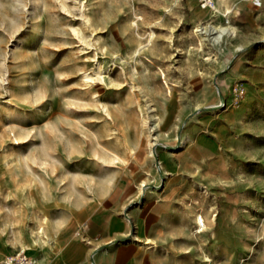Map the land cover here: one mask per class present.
<instances>
[{
    "label": "rangeland",
    "instance_id": "obj_1",
    "mask_svg": "<svg viewBox=\"0 0 264 264\" xmlns=\"http://www.w3.org/2000/svg\"><path fill=\"white\" fill-rule=\"evenodd\" d=\"M128 247L264 264V0H0V264Z\"/></svg>",
    "mask_w": 264,
    "mask_h": 264
},
{
    "label": "crops",
    "instance_id": "obj_2",
    "mask_svg": "<svg viewBox=\"0 0 264 264\" xmlns=\"http://www.w3.org/2000/svg\"><path fill=\"white\" fill-rule=\"evenodd\" d=\"M160 216L157 215L153 211H147L145 217H142L141 226L140 229L142 230V235L145 237L146 233V226H149L150 232H148V237L153 238L155 242H160L162 239L159 238V234H157L153 227H156L155 229H160V225H165L164 222L159 218ZM163 222V223H162ZM144 229V231H143ZM178 231L181 230L179 227L177 228ZM177 229L175 228L170 233V238L174 241L175 237L174 235L177 234ZM164 240V239H163ZM171 242V241H170ZM172 249H177V246H170ZM120 256V259L118 258ZM105 264H164L163 255L155 250H142L138 247L133 248H125L120 251H118L115 255H112L111 259L106 262Z\"/></svg>",
    "mask_w": 264,
    "mask_h": 264
},
{
    "label": "bare ground",
    "instance_id": "obj_3",
    "mask_svg": "<svg viewBox=\"0 0 264 264\" xmlns=\"http://www.w3.org/2000/svg\"><path fill=\"white\" fill-rule=\"evenodd\" d=\"M222 32H227V33H229L230 31L229 30H226L225 28L222 30ZM221 32V33H222ZM219 34L218 35V37H221V35L222 34ZM97 78L98 79H103V77H102V75H101V73L100 72H98L97 74ZM86 76H88V77H90L89 75H86ZM157 125H158V123H157ZM190 220V219H189ZM196 220H197V223L199 224V225H202V226H204V227H206L207 228V226H206V219H205V217L203 216V214H201V213H198V215L196 216ZM201 230V229H200ZM199 230V231H200ZM40 232H44V227H40ZM192 233V232H191ZM194 233V232H193ZM191 235H194V234H191ZM37 243V240L36 239H32V242H31V245L30 246H34L35 244ZM215 255V254H214ZM206 257H207V260H209L210 262H213L214 261V258L215 257H212L211 255H209V254H207L206 255ZM119 259H120V256L118 257Z\"/></svg>",
    "mask_w": 264,
    "mask_h": 264
},
{
    "label": "built area",
    "instance_id": "obj_4",
    "mask_svg": "<svg viewBox=\"0 0 264 264\" xmlns=\"http://www.w3.org/2000/svg\"><path fill=\"white\" fill-rule=\"evenodd\" d=\"M7 264H36V259L33 256L21 252L17 256L8 257Z\"/></svg>",
    "mask_w": 264,
    "mask_h": 264
}]
</instances>
